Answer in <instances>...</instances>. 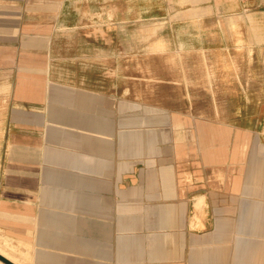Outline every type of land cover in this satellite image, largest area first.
I'll return each instance as SVG.
<instances>
[{
	"label": "crops",
	"instance_id": "obj_1",
	"mask_svg": "<svg viewBox=\"0 0 264 264\" xmlns=\"http://www.w3.org/2000/svg\"><path fill=\"white\" fill-rule=\"evenodd\" d=\"M74 1L0 0L6 253L19 247L27 264H264V0H192L236 20L259 88L245 125L198 122L196 160L177 156L174 115L126 103L110 50L77 43L87 28ZM244 151L241 179L231 171Z\"/></svg>",
	"mask_w": 264,
	"mask_h": 264
},
{
	"label": "rangeland",
	"instance_id": "obj_2",
	"mask_svg": "<svg viewBox=\"0 0 264 264\" xmlns=\"http://www.w3.org/2000/svg\"><path fill=\"white\" fill-rule=\"evenodd\" d=\"M73 4L77 13L72 18L87 28L85 38L77 43L87 50H110V67L119 66L126 103L174 115L181 147L178 157L197 159L198 122L201 130L213 126L219 130L236 120L245 125L246 106L255 110L254 100L250 101L259 89L252 80L255 70L246 69L242 52L251 44L228 14L192 0H75ZM5 122L0 117V158ZM203 139L207 145V134L201 135V143ZM242 154L231 171L241 179L248 166L247 151ZM5 241L0 235V251L6 253ZM7 250L12 259L27 264L19 247L10 245Z\"/></svg>",
	"mask_w": 264,
	"mask_h": 264
},
{
	"label": "water",
	"instance_id": "obj_3",
	"mask_svg": "<svg viewBox=\"0 0 264 264\" xmlns=\"http://www.w3.org/2000/svg\"><path fill=\"white\" fill-rule=\"evenodd\" d=\"M0 257H1L2 259H4L5 261H7L9 264H15L14 262H12L11 260L5 258V257H4L3 255H1V254H0Z\"/></svg>",
	"mask_w": 264,
	"mask_h": 264
}]
</instances>
